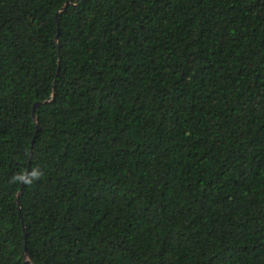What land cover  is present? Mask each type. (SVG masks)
Here are the masks:
<instances>
[{
	"label": "trees",
	"instance_id": "trees-1",
	"mask_svg": "<svg viewBox=\"0 0 264 264\" xmlns=\"http://www.w3.org/2000/svg\"><path fill=\"white\" fill-rule=\"evenodd\" d=\"M0 264H264V0H0Z\"/></svg>",
	"mask_w": 264,
	"mask_h": 264
},
{
	"label": "water",
	"instance_id": "water-1",
	"mask_svg": "<svg viewBox=\"0 0 264 264\" xmlns=\"http://www.w3.org/2000/svg\"><path fill=\"white\" fill-rule=\"evenodd\" d=\"M70 4H71V2H67V3L63 6V8H62L61 11H64V10L67 8V6L70 5ZM57 33H59V31H58ZM36 106H38V104H36L34 107H36ZM33 119L35 120V112H34V110H33ZM30 156H31V155H30ZM22 181H23V180H22Z\"/></svg>",
	"mask_w": 264,
	"mask_h": 264
}]
</instances>
